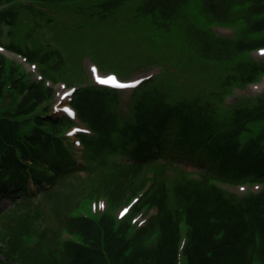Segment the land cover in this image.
<instances>
[{
    "label": "rangeland",
    "instance_id": "1",
    "mask_svg": "<svg viewBox=\"0 0 264 264\" xmlns=\"http://www.w3.org/2000/svg\"><path fill=\"white\" fill-rule=\"evenodd\" d=\"M148 1H145L144 8L152 10L150 14L139 11L138 6L143 0H39L37 6L29 2L22 4L20 0L0 2V13H10L12 18L11 24H0V47L3 44L9 46V42L19 38L22 47L36 51L30 55V59L35 61L31 64H25L21 58L2 48L0 53L10 58L6 56V61L0 55V59H3L4 65H14L11 75L22 74L30 81L44 82L46 87L54 85L49 88H44L42 84L15 85L20 95H28L27 99H33L29 92L39 87L42 96L37 101L41 114L50 111L52 119L55 116V120L61 121L56 127L46 124L41 132H36L43 140H40L39 146L42 147L48 138L53 139L62 132L72 141L70 148L79 155L77 160H73L60 155V148L51 145L44 159L35 161L39 151L32 149L29 155L25 153V157L18 159L19 163H16L22 168L24 176L43 185L38 187L30 181L20 195L10 192L12 201L9 196L0 199V264H72L74 253L81 248V245L74 243L75 238L90 246L87 249L99 247L106 256L107 264H152L151 257L159 241L156 206L140 203L136 207L135 204L128 216H118L122 207L129 205L143 192L144 188L140 185L145 178L146 183L151 184L162 176L167 187L171 188L183 184L185 178L194 181L204 176L210 184L219 186L226 194L240 201L250 200L258 192L259 187L254 183L250 186L247 183L229 184L218 179L216 172L209 169L206 159L209 134L204 137V146L189 151L188 158L172 157V151L166 153L162 146L163 150L160 148V153L156 155L157 160H148L144 170L135 166L122 172L116 165L117 157L123 154H128L133 162L135 153L132 145L128 147L127 142L120 145L117 141L119 132L114 125L118 122L117 116L126 117L129 112L135 117L134 126L149 122L154 129H158L174 107L191 106V109H197L198 106L201 109L199 117L203 119L213 114L215 106L219 104V94L233 74L237 77L236 81H242V72L254 68L255 71L261 70L264 76L262 49L249 52L237 48L234 41L216 39V34L231 37L235 31L239 32L238 17L244 15L247 24L244 38L253 41L264 36V31L257 33L248 26L264 13L251 16L254 7L247 13L253 3L254 6L264 5V0H152L147 5ZM192 4L199 12L203 11L206 18L196 13V8L195 12L190 9ZM203 19L224 28L214 27L216 34L208 32L201 21ZM232 20H236L235 24L227 23ZM42 51L50 54L51 59L45 61ZM228 52L232 54L230 57L226 56ZM44 63L47 64V71L43 73ZM238 63L243 65L235 68ZM148 66L156 71L146 68ZM218 70L220 74L216 73ZM97 72L115 73L123 79L142 77L143 88L135 93V90H128L117 94L107 93L103 89L106 92H103L106 110L103 115L105 124L102 126L76 117H63L61 106L74 102L81 88L66 98L65 103H59L61 91L69 88V85L89 87L93 84L91 89H100L97 81L100 74ZM248 80L243 81L244 87H232V96L226 106L229 109L227 117L213 114L221 130L208 142L214 137L222 142L223 135L225 139L233 137L234 142L237 140L238 143L239 133L243 140L239 139L240 148L249 140L256 141L264 150V77L246 83ZM65 85L68 86L60 87ZM3 90L0 92V114L14 112L18 108L19 94L10 93L11 88L7 85H3ZM148 95L152 98L149 97L150 105L146 110L141 107L139 98ZM132 96L136 101L129 104ZM137 105L140 111L129 110L130 107L136 109ZM47 118L34 121L41 124ZM187 119L180 117L176 128L170 123L164 133L170 132L174 137L182 130L180 122ZM197 120L203 122L198 117ZM30 127L32 125L21 126V129L24 132ZM72 127H78L79 131L70 136L68 131ZM127 132L131 136L128 143L132 144L133 134L130 130L120 134L125 136ZM80 136L86 149L77 142ZM115 144H118V149L113 151ZM153 145H157V142L150 141L141 149L148 151ZM55 161L61 167L54 172L52 164ZM5 173L6 170L0 172V181ZM22 179L23 176L19 175L14 180ZM30 188H34L35 192ZM171 201L173 210L182 219L181 239H187L189 226L184 223L187 205L173 198ZM94 202H100L95 219L101 225L102 245L98 236L92 233L94 222L86 217L92 212ZM138 210L141 214L136 213ZM79 211L83 214H79ZM128 219L135 220L138 233L151 232L145 245L148 250L134 259L137 241L131 242L120 231V226L128 223ZM256 256L261 257L259 253ZM174 264L187 263L185 257H180Z\"/></svg>",
    "mask_w": 264,
    "mask_h": 264
},
{
    "label": "trees",
    "instance_id": "2",
    "mask_svg": "<svg viewBox=\"0 0 264 264\" xmlns=\"http://www.w3.org/2000/svg\"><path fill=\"white\" fill-rule=\"evenodd\" d=\"M145 1L143 0L138 6L139 11L150 14L149 11L152 10L144 8ZM151 1L149 0L147 5ZM153 4L157 5L159 3ZM253 7L254 10L250 12ZM212 10L215 11L213 4ZM249 12L251 16L260 15L259 13H264V5L256 4L254 6L253 3L247 13ZM247 16L250 17L249 15ZM4 23H12L10 13L0 15V24ZM248 26L249 29L255 32H263L264 15L256 20H252ZM234 43L237 48L245 49L253 44H264V36L258 40L254 39L253 42L242 37L235 40ZM34 53H36L35 50L28 49L29 55ZM42 55L44 60L49 59L48 53L42 51ZM231 55L228 52L226 56L230 57ZM241 65L243 64L239 63L235 68ZM6 67L7 65H4L3 59H0V92L4 91V82L1 80V73ZM252 69L254 70V68H251V71L242 72L241 80L250 79ZM235 78L237 77L233 74L230 79ZM103 92L106 94L101 88L82 90L78 93L75 100L80 116L99 126L105 124L103 115L106 110V100L103 98ZM30 96L40 100L42 94L39 87H34ZM149 97L151 95L139 98L142 102L141 107L143 109L147 110L149 107V99L152 98ZM137 108L140 111L138 105ZM199 110L201 109L198 106L197 109H191V106H177L173 108L158 129H154L149 122H144L138 127L132 128V130L135 137L138 140L140 139L141 147L150 141H155L159 146L164 147V152L168 153V151H172L170 154L172 157L188 158L189 151L197 150L199 146H204V137L206 134H209L208 137L210 138L221 130L219 124L216 122V116L213 115L216 113L215 108L212 115L209 116L206 114L207 116L203 119L199 117ZM180 117L188 118L185 122H180L182 130L175 133L174 137L171 136L170 132H168L169 134L164 133L169 128L170 123L176 128L177 121ZM197 117L203 122H199ZM7 125L0 124V151L1 149L10 151L11 149L8 148L10 143L19 134L18 127L13 128L11 126L9 130L1 128ZM214 127H216L215 131H213ZM222 137V142L216 140V137L209 142V138L206 139V144H209L206 150L207 164L213 173L216 172V177L232 181L251 178L264 181V150L262 147L258 144H250L246 149L239 152L233 137L226 139L223 135ZM37 141L38 139L33 144L38 147L39 152L36 153L37 159H41L46 156L50 150V146L46 143L40 147ZM145 153L150 156L145 161L157 160V156H153L152 152L149 150L146 151V149H142L139 155L144 156ZM12 156L11 151L6 160L5 156H0V161H3L2 165H5L6 172L16 170L23 174L22 168L18 166ZM165 161L171 162L172 160L166 159ZM142 168L143 165H140V169ZM10 179L12 178L7 174L4 181ZM13 183L15 187L16 185H23L20 180H14ZM171 198L175 201H183L187 205L186 222L189 226V235L184 248L187 264H252V257L256 251H259V254L264 259V189L262 193L254 196L250 200L239 201L210 184L204 176L194 181L185 178L183 184L180 183L171 188L167 187L166 181L162 179V176H158L157 180L154 181L151 191L146 196V200L154 202L159 210L158 223L160 237L156 252L153 254V258L151 257L153 260L152 264L175 263L177 243L180 237V218L178 213L173 210L174 204ZM140 247L141 249L139 248V243H137L133 259L137 255H144L148 250L145 247L142 248L141 245ZM77 249L74 253L72 264H107L105 256L100 252L99 247L97 249Z\"/></svg>",
    "mask_w": 264,
    "mask_h": 264
},
{
    "label": "snow or ice",
    "instance_id": "3",
    "mask_svg": "<svg viewBox=\"0 0 264 264\" xmlns=\"http://www.w3.org/2000/svg\"><path fill=\"white\" fill-rule=\"evenodd\" d=\"M261 52L264 53V49H262ZM93 71H95V69H93ZM108 82L117 83L115 77H108L106 80H101V83H108ZM118 86L124 87L125 85L119 84ZM101 207H103V205H101Z\"/></svg>",
    "mask_w": 264,
    "mask_h": 264
}]
</instances>
